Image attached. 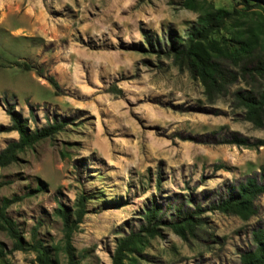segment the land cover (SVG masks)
I'll return each mask as SVG.
<instances>
[{
	"label": "rangeland",
	"instance_id": "374dc122",
	"mask_svg": "<svg viewBox=\"0 0 264 264\" xmlns=\"http://www.w3.org/2000/svg\"><path fill=\"white\" fill-rule=\"evenodd\" d=\"M185 1L0 0V151L18 140L10 109L30 132L64 122L0 167V204L11 199L6 214L25 241L36 227L53 264L66 263L54 211L73 208L81 193L75 264H111L118 239L140 230L152 204L159 233L128 254L134 264H240L264 227V195L247 220L213 208L247 177L263 182L264 122L247 121L234 93L264 88V73L241 69L264 61V3ZM205 7L229 14L211 55L234 77L211 95L167 43L169 33L184 41ZM241 30L258 35L250 54L233 42ZM196 209L199 223L182 238L169 224ZM0 242L8 250L0 264H35L2 230Z\"/></svg>",
	"mask_w": 264,
	"mask_h": 264
},
{
	"label": "trees",
	"instance_id": "16d2710c",
	"mask_svg": "<svg viewBox=\"0 0 264 264\" xmlns=\"http://www.w3.org/2000/svg\"><path fill=\"white\" fill-rule=\"evenodd\" d=\"M263 2L264 0H256ZM246 4L247 0H240ZM187 9H193L194 6L189 4V0L185 1ZM228 12L221 9L204 8L203 13L199 14L196 22L190 26L187 31L186 38L180 42L173 38L169 33V54L175 61H185L190 69L195 73L205 88V92L211 95L221 91L227 81V76L234 78L229 72L225 71L220 62L212 57L211 53L215 50L216 42L211 38L213 34L222 30L228 17ZM245 33L248 34L245 36ZM233 42L239 45L242 52L250 54L255 47L258 35L248 33L245 30L238 31L232 35ZM146 43L150 46H159V39H151L145 35ZM250 64V63H249ZM242 64V71L252 73L253 71L264 73V61H258L251 68ZM234 98L239 107L245 110V119L255 126H262L264 122V88L259 93L249 91H236ZM12 126L10 130H15L18 134V140L12 141L0 151V167L6 166L16 160V154L23 151L27 147H31L36 142L43 140L52 134L62 130L64 122L49 123L47 126L30 132L26 125V120L19 117L14 111H9ZM231 143L240 146H249L245 139H232ZM42 183L36 190L42 188ZM264 195V177L263 182L258 181L254 177H247L244 182L233 187L226 198L218 200L213 208L225 214L238 216L242 220H247L256 213L255 200ZM87 196L83 193L79 194L75 206L70 208L58 203L54 213L61 222V231L63 233L61 250L64 253L66 263L75 264L73 257V247L71 245V235L81 222L86 211ZM11 199H4L0 204V230L4 231L12 241V250H32L35 253V264H53V261L46 251V248L37 239L36 227L32 229L30 242L22 237L17 228L16 222L7 216L6 208ZM199 209L193 212H179L178 220L170 222L172 230L185 238L186 232L193 234L198 222L196 215ZM145 224L140 227L136 233L118 239L114 249L111 264H134L132 257L128 254L139 252L144 240L156 236L158 226L161 224V210L156 204L148 207L143 214ZM252 249L241 253L240 264H264V227L257 228L252 231ZM8 250L6 246L0 242V257L4 256ZM126 260V262H125Z\"/></svg>",
	"mask_w": 264,
	"mask_h": 264
}]
</instances>
